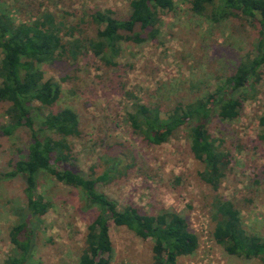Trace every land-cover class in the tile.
<instances>
[{"label": "rangeland", "instance_id": "374dc122", "mask_svg": "<svg viewBox=\"0 0 264 264\" xmlns=\"http://www.w3.org/2000/svg\"><path fill=\"white\" fill-rule=\"evenodd\" d=\"M131 0H0V9L14 23H31L44 13L71 26L83 19V36L97 28L90 19L97 11L110 10L123 20ZM173 8L160 15L154 41L121 44L116 66H105L91 53L76 62L63 58L42 64L46 78L61 89L53 110L71 109L80 123L81 136L68 138L75 165L96 178L109 174L96 189L119 208L133 204L145 214L171 210L180 214L198 237L195 254L177 264H261L258 259L228 256L213 237L212 213L215 193L199 177L202 164L193 159L184 128L160 146H149L133 133L126 121L132 110V94L164 113L178 102H192L211 93L217 81L232 75L247 55L254 53L256 26L241 18L213 23L193 14L184 0H172ZM2 54L0 50V61ZM218 81V82H219ZM0 105V127L6 124ZM48 109L41 108V112ZM37 112V111H36ZM264 116V69L251 97L242 103L233 121L214 118L209 132L223 142L229 154V171L218 195L240 212L248 233L264 238V140L259 120ZM29 144L27 129L4 136L0 128V172L24 159ZM133 158L134 167L131 166ZM118 165L113 167V161ZM129 166V167H128ZM20 179L0 183V264L12 254L10 229L16 219L13 206L23 204ZM37 193L48 201V212L39 218L34 248L27 264H78L87 225L96 211L87 209L80 194L47 175L37 178ZM112 254L109 264H150L151 240H141L122 227L110 225Z\"/></svg>", "mask_w": 264, "mask_h": 264}, {"label": "trees", "instance_id": "16d2710c", "mask_svg": "<svg viewBox=\"0 0 264 264\" xmlns=\"http://www.w3.org/2000/svg\"><path fill=\"white\" fill-rule=\"evenodd\" d=\"M184 1L193 14L213 23L241 18L254 24L257 27L254 53L242 59L232 75L218 80L211 93L192 102H178L164 113L159 106L143 104L127 93L133 104L126 121L132 132L149 146H160L180 130L188 129L185 135L189 151L202 164L200 180L215 193L211 219L216 243L228 256L258 259L264 264V238L248 233L239 210L217 193L229 171L230 160L222 148L223 142L209 132L214 118L226 122L240 115L242 103L251 97L261 78L264 0ZM172 8V0H131L129 14L123 20L113 17L110 10L97 11L90 19L99 29L93 36L83 37V19L67 26L53 14L44 13L31 23L16 24L0 9V105L7 106L3 114L6 124L0 128L4 136L20 129L29 133L26 157L11 164L6 172H0V183L20 179L24 184V206L11 208L16 219L9 232L13 251L4 264H27L32 257L37 222L50 208L48 201L37 193V178L41 174L76 190L85 207L96 211L86 227L78 264H109L111 224L127 229L141 240H151L150 264H177L179 259L197 251L198 237L180 214L164 209L157 214H145L133 204L119 208L114 200L96 189L98 182L110 178L108 173L92 178L76 167V157L67 139L81 136L79 119L71 109H52L61 89L40 68L63 58L76 62L88 53L105 66L114 67L115 59L121 55V44L154 41L159 33L160 15ZM41 108L48 111L41 112ZM259 126V138L264 140V116ZM117 162L113 161V167ZM134 165L132 158L131 166Z\"/></svg>", "mask_w": 264, "mask_h": 264}]
</instances>
